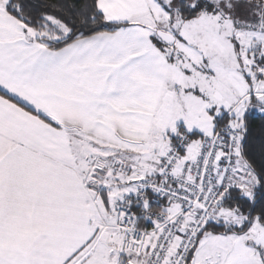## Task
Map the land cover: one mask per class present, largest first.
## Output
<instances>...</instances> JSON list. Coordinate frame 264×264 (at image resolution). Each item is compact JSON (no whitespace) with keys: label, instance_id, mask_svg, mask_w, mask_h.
Listing matches in <instances>:
<instances>
[{"label":"snow or ice","instance_id":"1","mask_svg":"<svg viewBox=\"0 0 264 264\" xmlns=\"http://www.w3.org/2000/svg\"><path fill=\"white\" fill-rule=\"evenodd\" d=\"M0 264H264V0H0Z\"/></svg>","mask_w":264,"mask_h":264}]
</instances>
